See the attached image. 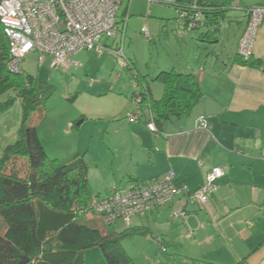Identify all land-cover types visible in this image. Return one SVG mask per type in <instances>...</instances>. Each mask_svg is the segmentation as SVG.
<instances>
[{"label":"crops","instance_id":"0c3cea01","mask_svg":"<svg viewBox=\"0 0 264 264\" xmlns=\"http://www.w3.org/2000/svg\"><path fill=\"white\" fill-rule=\"evenodd\" d=\"M237 1L241 9L209 10L199 29L183 33L176 21V8L169 22H160L166 38L171 33L174 56L147 71H140L133 63L136 72L147 75L154 99L162 96L163 86L151 78L161 70L194 73L199 79L202 95L190 113L163 120L160 132L128 119L127 114L135 108L132 72L109 52H76L72 60L78 65L67 69L51 67V59L46 57L32 74L54 89L60 75L69 77L63 97L74 112L61 115L63 135L71 138L88 121L94 122L98 135L103 131L109 160L104 177L94 171L103 183L95 191L88 166L94 195H105L114 186L125 189L134 182L148 183L168 172L174 173V186L185 185L191 192L201 185L211 167L224 171L205 204L176 195L134 217L129 227L141 233L122 239L128 256L124 264H264V22L253 47L258 64L234 61L246 21L243 9L264 4V0ZM46 119L45 114L37 123L38 137L47 155L58 159L48 151L44 130L39 129ZM200 119H204L205 128L199 125ZM103 122L105 127L98 126ZM112 228L120 232L126 226L115 221ZM157 236L165 251L156 244ZM95 256L99 260L97 252Z\"/></svg>","mask_w":264,"mask_h":264},{"label":"trees","instance_id":"16d2710c","mask_svg":"<svg viewBox=\"0 0 264 264\" xmlns=\"http://www.w3.org/2000/svg\"><path fill=\"white\" fill-rule=\"evenodd\" d=\"M219 1L222 4L218 6L214 0H203V15L209 10L227 9L224 7L230 0ZM8 60V41L0 24V114L17 100L21 107L15 141L0 150V218L5 224V231L0 233V264H16L22 256L27 258L26 264H85L84 253L92 247L101 250L106 264L126 263L128 256L121 241L141 232L130 227L114 231L113 224H103L98 214L86 210L98 196L91 191L87 163L78 157L68 163L49 157L37 133V123L46 113L38 115L36 121L32 117L54 88L23 69L20 73L10 71ZM234 61L258 64L253 56L243 60L236 54ZM129 62L135 106L130 112L134 117L131 122L146 127L149 113L160 132V122L189 114L202 95L196 74L169 69L151 78L163 86L162 96L154 99L147 87V75L136 72ZM17 158L23 161V172L15 162ZM88 213L107 229L80 221Z\"/></svg>","mask_w":264,"mask_h":264},{"label":"built area","instance_id":"2783aa9c","mask_svg":"<svg viewBox=\"0 0 264 264\" xmlns=\"http://www.w3.org/2000/svg\"><path fill=\"white\" fill-rule=\"evenodd\" d=\"M132 0H0V24L8 41L9 60L7 66L15 73L22 72L21 64L31 53L36 56L37 66L50 57V66L64 69L78 63L72 56L79 51H94L97 54H113L123 67L129 66L124 55V40L127 21L130 17ZM149 4L171 6L179 10L177 24L180 33L199 29L206 6L203 0H146ZM123 9L120 11L121 5ZM224 8L241 9L237 0H230ZM246 15L244 29L239 37L236 54L243 60L253 56V47L258 28L264 22V4L243 9ZM120 17V18H119ZM119 18V19H118ZM121 42L115 45L100 44L101 38L117 36ZM141 32L150 38L146 26ZM136 101V100H135ZM127 117L134 119L129 112ZM199 125L205 128L204 119ZM146 128L157 132L153 116L147 113ZM224 174L221 167H211L201 185L194 191H187L185 185L176 187L172 181L173 172L143 183H131L125 189L113 187L105 195L95 196L86 210L98 214L103 224L121 221L129 227L134 217L144 215L155 206H160L181 195L184 200L199 204L208 202L216 189L217 180ZM190 232H188V236ZM162 251L165 247L161 237L155 238Z\"/></svg>","mask_w":264,"mask_h":264},{"label":"rangeland","instance_id":"374dc122","mask_svg":"<svg viewBox=\"0 0 264 264\" xmlns=\"http://www.w3.org/2000/svg\"><path fill=\"white\" fill-rule=\"evenodd\" d=\"M124 3L125 2L121 5L120 11L123 9ZM176 12V9L171 6L154 3L149 4L146 0L131 1V16L127 22L123 50L126 58L130 59L140 71L151 70L157 62L166 61L170 57L174 56L175 45L172 46L171 44V33H169L168 38H166L165 29L160 22H169ZM148 14L149 16H147ZM144 25L148 28L149 32H151V40L145 37L141 32V27ZM168 32H171V29H168ZM120 40L121 32H118L117 36L110 39L102 37L100 44L106 43L115 45V42L120 43ZM224 51L225 49H223V52ZM40 66L41 65L38 67ZM21 68L26 73L36 74L37 64L34 53L29 54L23 60ZM41 77H43V75H41ZM67 78L69 77L64 78L60 75V78L56 79L57 82L55 85L57 88L52 89V92L46 99L45 103L39 107L41 110L44 108L45 112L39 111L38 108L37 111L32 114V117L34 118V121H36L38 115L46 113L47 119L40 125L39 129L41 131L44 130L42 137L48 151L58 155V159L62 163H68L75 157L82 158L87 165L91 167V169H88L90 175L94 177L92 190L94 189L95 191L98 187L103 185V183L101 179L96 178L94 171L101 172L104 177L106 175L104 166L109 160L106 153L105 137L103 139V131L99 132V135L97 134V127L92 121L86 122L82 126L81 131L73 135L71 138L63 135L60 130L61 115L63 117L68 113L72 114L74 112V108L71 103L65 101L66 99L63 97V92L66 90L65 83L67 82ZM20 108V102L17 100L11 107L0 114V150L15 141L16 129L20 123ZM74 122L76 124L78 120ZM71 126L72 123L70 122L67 124L66 128L70 130ZM98 126L105 127L106 122L101 123V125L98 123ZM75 127L72 129L74 133ZM49 128L50 131H48ZM47 136L49 137L47 138ZM95 161L98 163V168L95 167ZM15 162L21 168L23 161L17 158L15 159ZM23 171L24 168H21V172ZM107 180L108 179L105 181ZM80 221L85 222L90 226L98 227L102 230L107 229V227L101 224L99 219L91 213L86 214L84 218H80ZM4 231L5 224L0 218V233H3ZM96 252L99 254V260L95 256ZM84 263L106 264L101 250L97 247H92L85 251Z\"/></svg>","mask_w":264,"mask_h":264},{"label":"water","instance_id":"95a60500","mask_svg":"<svg viewBox=\"0 0 264 264\" xmlns=\"http://www.w3.org/2000/svg\"><path fill=\"white\" fill-rule=\"evenodd\" d=\"M26 263H27V258L22 256L21 259L16 264H26Z\"/></svg>","mask_w":264,"mask_h":264}]
</instances>
